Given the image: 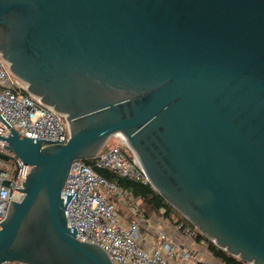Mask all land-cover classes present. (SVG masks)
<instances>
[{
  "label": "water",
  "instance_id": "95a60500",
  "mask_svg": "<svg viewBox=\"0 0 264 264\" xmlns=\"http://www.w3.org/2000/svg\"><path fill=\"white\" fill-rule=\"evenodd\" d=\"M0 54L69 132L0 137L30 166L0 264H113L67 227L61 191L115 134L202 235L264 264V0H0Z\"/></svg>",
  "mask_w": 264,
  "mask_h": 264
},
{
  "label": "built area",
  "instance_id": "2783aa9c",
  "mask_svg": "<svg viewBox=\"0 0 264 264\" xmlns=\"http://www.w3.org/2000/svg\"><path fill=\"white\" fill-rule=\"evenodd\" d=\"M10 129L23 137L42 140L43 146L64 144L69 138L65 117L28 93L0 54V137H7ZM0 154L8 157L6 161L0 158L1 224L10 203L24 196L23 184L30 166L7 151L1 139ZM93 160V167L83 160L73 161L61 191L67 227L75 229L78 241L97 245L113 264H206L197 248L182 246L168 233L178 232L195 240L199 231L187 220L188 224L167 219L163 208L158 217H145L130 192L95 172L94 168L106 169L118 178L148 184L122 134L110 137ZM196 242L207 249L205 240Z\"/></svg>",
  "mask_w": 264,
  "mask_h": 264
},
{
  "label": "trees",
  "instance_id": "16d2710c",
  "mask_svg": "<svg viewBox=\"0 0 264 264\" xmlns=\"http://www.w3.org/2000/svg\"><path fill=\"white\" fill-rule=\"evenodd\" d=\"M86 165L92 166L94 164L93 159L83 160ZM95 172L110 182H118L119 186L130 192L132 196L140 203V209L143 215L147 218H156L159 216V210L163 208L165 210V217L171 220H183L186 221L172 206H170L153 188L148 184H143L141 181L128 180L124 178H118L117 174L106 170L96 169ZM177 215V216H176ZM188 224V222L186 221ZM205 240L207 242V249L215 257L221 259L225 264H245L244 261L237 257H234L222 249L216 247L210 240L204 235L198 232L196 241Z\"/></svg>",
  "mask_w": 264,
  "mask_h": 264
},
{
  "label": "crops",
  "instance_id": "0c3cea01",
  "mask_svg": "<svg viewBox=\"0 0 264 264\" xmlns=\"http://www.w3.org/2000/svg\"><path fill=\"white\" fill-rule=\"evenodd\" d=\"M156 223V221H154ZM174 240L181 244L184 247L189 248H197V250L202 254V257L205 260L206 264H224V262L212 255V253L208 249L202 248L200 245L197 244V242L194 239H190L178 232H168Z\"/></svg>",
  "mask_w": 264,
  "mask_h": 264
},
{
  "label": "rangeland",
  "instance_id": "374dc122",
  "mask_svg": "<svg viewBox=\"0 0 264 264\" xmlns=\"http://www.w3.org/2000/svg\"><path fill=\"white\" fill-rule=\"evenodd\" d=\"M177 216V215H176Z\"/></svg>",
  "mask_w": 264,
  "mask_h": 264
}]
</instances>
